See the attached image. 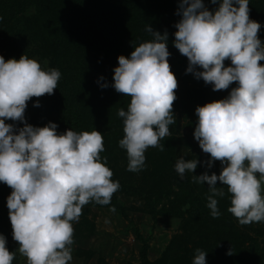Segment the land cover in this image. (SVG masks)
Instances as JSON below:
<instances>
[{
    "label": "rangeland",
    "instance_id": "rangeland-1",
    "mask_svg": "<svg viewBox=\"0 0 264 264\" xmlns=\"http://www.w3.org/2000/svg\"><path fill=\"white\" fill-rule=\"evenodd\" d=\"M242 1L204 0L177 30L147 20V36L158 29L157 59L145 35L136 59L148 57L151 65L127 61L123 79L72 104L63 124L54 115L35 123L24 113L45 100L37 93L63 81L50 72L37 28L59 22L55 28L76 39L79 27L90 35V25L72 24L58 6L47 14L36 4L14 6L10 17L0 13V264L154 263L180 234L179 221H151L149 214L169 203L154 197L161 180L152 176L150 198L134 191L148 168L144 160L165 148L185 194L231 212L238 235L230 261L243 254L242 264H264V0ZM96 45L92 38L80 44L94 66ZM74 114L76 132L68 121ZM171 189L170 200L180 193ZM216 234L225 245L223 230ZM212 236L181 240L177 261Z\"/></svg>",
    "mask_w": 264,
    "mask_h": 264
},
{
    "label": "trees",
    "instance_id": "trees-1",
    "mask_svg": "<svg viewBox=\"0 0 264 264\" xmlns=\"http://www.w3.org/2000/svg\"><path fill=\"white\" fill-rule=\"evenodd\" d=\"M203 1L204 0H11V3L8 5L0 1V13L3 14V16L10 17L11 13L15 11L14 6L22 8L25 7L26 4H36L38 9L46 14L52 10L55 11L54 8L58 6V8L63 9V11H59H62L63 14L67 16V20L69 19L72 24L78 23L77 20H81L90 25L89 29L91 34L86 35V32L79 31V29L82 28L79 27L77 33H80V38L77 37L76 39L73 36L72 30L61 32V30H58V26V29L55 28L57 23L60 25L59 22L52 21L53 25L45 27L46 29L43 26L37 28L40 34L39 45L42 47L41 49L43 52L45 51L47 53L46 57L52 66L50 72L53 77L54 75L56 77L62 75L63 81L60 84L54 83L52 87L49 84L48 86L50 88H48V94L44 95L37 93V96H41L45 100L39 107L25 111V115L32 122L35 121V123H41V121L48 119L50 115H54L62 121L63 115L71 113L72 104H75L77 101L80 102V100L85 98H91L95 96V94L104 91L102 86L108 87L110 85L111 87V84L113 85L114 82L123 79V76L127 72V61L131 63L136 61L140 67L147 64L151 65V62L149 63L147 60L148 57H142L139 60L136 59V48L144 43V36L146 35L145 28L152 25L148 23V21H157L161 26H165V24L171 22L175 30H177L180 22L185 21V18H187L185 12L198 9ZM235 3L236 0H231V5L233 7ZM243 3L244 0L242 1V4ZM2 5L5 7L1 9ZM217 7L218 5L214 4L213 8ZM140 18H142V26L139 27L137 23ZM144 18L145 21L143 22ZM113 22H118L121 28L110 30V32H105L102 28H97V26H101L102 24L110 27ZM157 32L158 29H154L148 36L146 35L149 45H153V42L157 40L159 36ZM90 38L94 39L98 44L96 45V49L99 51V61L96 62L99 63L98 66L93 65V61L96 58L91 59V56L87 55V51H85L87 49H80V44L86 39L90 40ZM87 46L93 49L91 44ZM99 46L100 48H98ZM154 49L153 45V55L151 56L153 59H157L154 54ZM79 59L84 61L81 62ZM123 88L127 89V87L123 85L119 90ZM53 92L55 94H53ZM111 94L112 93H107V97L110 98ZM99 109L101 110L100 113L103 114L105 111L103 105ZM22 110L24 109L22 108ZM99 116L102 117L101 114ZM68 121L70 123L69 129L76 132L78 130V116L74 114L72 119ZM61 123L63 124L64 121ZM166 149L170 150L165 148L162 155L156 156L154 154L147 160H144L143 164L148 165V168H152L150 171H148L147 168L143 173L144 177L142 182L134 191V195L138 197L147 194V198H150L153 195L152 176H155L157 180H161L162 188L159 187V182L155 184L154 187L158 190L156 191L157 194L154 193V195H156L153 196L158 198L167 197L169 203L168 207L160 213H150L149 216L151 217V221H156L157 216L172 218L179 221L177 229L180 234L171 240L168 248L162 253L161 257L151 264L246 263L245 255L243 254L237 256L238 262H234L233 260L230 261V255L237 251L234 247L235 244H230V241L238 235L233 228L230 218L231 212L228 209L225 211L224 207L219 208L216 202L214 203L216 208L211 207V205L207 208L206 202L201 203L199 198L197 199L191 194H185L186 192L183 191L185 190V186L181 184L180 177H177L178 173L173 171L172 168L167 167ZM164 180L168 182L167 188L166 185L164 187L162 186V181ZM174 184L180 193L175 194L174 199L170 200V197L174 195L171 193V186ZM211 225L213 226L212 229H210ZM220 229L223 230V234L225 235V245H219L218 242L219 239L216 233ZM191 236H212V239H209L208 245L207 242L204 243L202 249L194 245L193 249L186 252L185 262L179 263L173 250L181 240H188ZM227 255H229V258ZM225 256L228 260H225ZM191 259H193L192 261L194 262H191ZM188 261H190V263Z\"/></svg>",
    "mask_w": 264,
    "mask_h": 264
},
{
    "label": "water",
    "instance_id": "water-1",
    "mask_svg": "<svg viewBox=\"0 0 264 264\" xmlns=\"http://www.w3.org/2000/svg\"><path fill=\"white\" fill-rule=\"evenodd\" d=\"M77 218H75V220H76Z\"/></svg>",
    "mask_w": 264,
    "mask_h": 264
}]
</instances>
